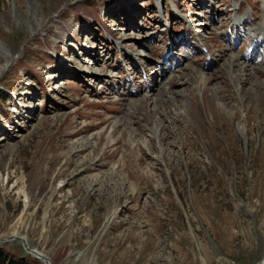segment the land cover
<instances>
[{"label": "rangeland", "instance_id": "rangeland-1", "mask_svg": "<svg viewBox=\"0 0 264 264\" xmlns=\"http://www.w3.org/2000/svg\"><path fill=\"white\" fill-rule=\"evenodd\" d=\"M158 1L0 0V239L51 264L264 261V65L232 0H175L185 23Z\"/></svg>", "mask_w": 264, "mask_h": 264}, {"label": "bare ground", "instance_id": "bare-ground-1", "mask_svg": "<svg viewBox=\"0 0 264 264\" xmlns=\"http://www.w3.org/2000/svg\"><path fill=\"white\" fill-rule=\"evenodd\" d=\"M261 1V3H262V5H263V7H264V0H260ZM257 38L256 39H254L253 41H252V44H253V42L255 43V46H254V48L253 49H251V50H247L245 53L246 54H241V56H240V58L241 59H243L242 57H244L246 60H251V61H249L248 62V64L251 62V63H255V62H260V61H263L264 60V57H262V56H258V55H255V50H256V48H259L260 46H262L263 44H264V39H262L259 35L258 36H256ZM259 44V45H258ZM1 47V46H0ZM231 50V49H230ZM229 50V51H230ZM253 50V53L252 54H254V55H251V54H249V52H251ZM245 55V56H244ZM262 57V58H261ZM233 58L236 60V61H233ZM248 58H250V59H248ZM233 61V62H239V58L238 57H235V56H232V57H230L229 58V61ZM244 62H245V60H243ZM254 61V62H253ZM250 63V65H252ZM253 67V66H252ZM247 69H249V68H247ZM256 69V68H255ZM245 70V69H244ZM256 70H258V69H256ZM258 71H260V70H258ZM165 71H163V70H161V73H164ZM262 72V71H261ZM252 74H254V73H252ZM254 75H256V76H258L257 74H254ZM91 76V75H90ZM92 76H94V75H92ZM227 113V112H226ZM38 252V251H37ZM39 254H42V253H40L39 252ZM32 257H34V258H36V259H38V260H41L43 263H45V264H48V263H50L49 262V259L48 260H43V258H37L36 256H32ZM51 264V263H50Z\"/></svg>", "mask_w": 264, "mask_h": 264}, {"label": "trees", "instance_id": "trees-1", "mask_svg": "<svg viewBox=\"0 0 264 264\" xmlns=\"http://www.w3.org/2000/svg\"><path fill=\"white\" fill-rule=\"evenodd\" d=\"M6 95L0 90V103L4 102ZM0 264H31L28 258H17L7 253L0 247Z\"/></svg>", "mask_w": 264, "mask_h": 264}, {"label": "water", "instance_id": "water-1", "mask_svg": "<svg viewBox=\"0 0 264 264\" xmlns=\"http://www.w3.org/2000/svg\"><path fill=\"white\" fill-rule=\"evenodd\" d=\"M12 241L20 242L25 252L30 254V256H36L37 258H43L44 261L48 260L47 256H45L44 254H39V252H37L36 250L29 248V246L27 245L26 239L21 236L13 235L10 238L0 239V243L12 242ZM261 264H264V261Z\"/></svg>", "mask_w": 264, "mask_h": 264}]
</instances>
